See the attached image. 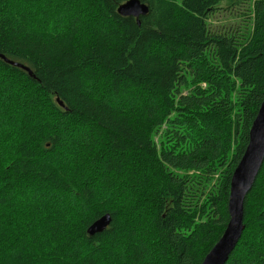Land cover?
Wrapping results in <instances>:
<instances>
[{
    "label": "trees",
    "instance_id": "16d2710c",
    "mask_svg": "<svg viewBox=\"0 0 264 264\" xmlns=\"http://www.w3.org/2000/svg\"><path fill=\"white\" fill-rule=\"evenodd\" d=\"M128 1L0 0V54L32 71L0 58V264H203L230 221L264 0ZM225 2L252 26L212 30ZM244 209L226 264H264V165Z\"/></svg>",
    "mask_w": 264,
    "mask_h": 264
},
{
    "label": "water",
    "instance_id": "95a60500",
    "mask_svg": "<svg viewBox=\"0 0 264 264\" xmlns=\"http://www.w3.org/2000/svg\"><path fill=\"white\" fill-rule=\"evenodd\" d=\"M148 12V7L141 3L140 0H129L119 8L120 15L126 17L132 16L136 19H140L141 16H146ZM0 58L13 66L25 69L32 74V71L23 64L10 61L1 54ZM263 111L264 102L262 103L250 130V141L246 151L232 176L228 204L230 221L222 237L206 256L203 264H226L229 257L235 251L245 231V200L249 192L252 190L264 165ZM109 223V215H106L89 228V233L94 235L103 232Z\"/></svg>",
    "mask_w": 264,
    "mask_h": 264
},
{
    "label": "rangeland",
    "instance_id": "374dc122",
    "mask_svg": "<svg viewBox=\"0 0 264 264\" xmlns=\"http://www.w3.org/2000/svg\"><path fill=\"white\" fill-rule=\"evenodd\" d=\"M251 1L253 3L254 0ZM226 6L228 5L225 2L224 4L221 5V8L218 9L215 12V14L211 17L209 24L212 30L224 31V30H228L231 27H236L240 23H242L243 27L246 26L250 28L252 26L250 19L244 16V14L247 12L248 7H246L244 10L243 8L231 10V9H224V7ZM188 92L189 91H186L185 93ZM162 139H163V130H160L158 135L155 136V140L161 142Z\"/></svg>",
    "mask_w": 264,
    "mask_h": 264
},
{
    "label": "bare ground",
    "instance_id": "6f19581e",
    "mask_svg": "<svg viewBox=\"0 0 264 264\" xmlns=\"http://www.w3.org/2000/svg\"><path fill=\"white\" fill-rule=\"evenodd\" d=\"M263 116H264V111H263Z\"/></svg>",
    "mask_w": 264,
    "mask_h": 264
}]
</instances>
